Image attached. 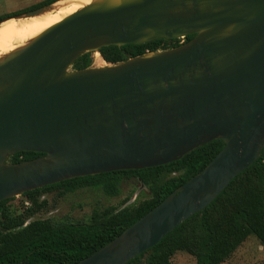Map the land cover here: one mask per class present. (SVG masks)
I'll use <instances>...</instances> for the list:
<instances>
[{"label":"water","instance_id":"95a60500","mask_svg":"<svg viewBox=\"0 0 264 264\" xmlns=\"http://www.w3.org/2000/svg\"><path fill=\"white\" fill-rule=\"evenodd\" d=\"M158 39L179 44L113 63L100 53ZM86 53L90 64L73 68ZM215 139L223 147L204 168L73 264L127 263L259 158L264 0H92L0 58V200L69 178L163 165ZM18 151L42 155L8 161Z\"/></svg>","mask_w":264,"mask_h":264},{"label":"trees","instance_id":"16d2710c","mask_svg":"<svg viewBox=\"0 0 264 264\" xmlns=\"http://www.w3.org/2000/svg\"><path fill=\"white\" fill-rule=\"evenodd\" d=\"M41 0L28 8L0 15V19L46 5ZM194 34L184 38L188 41ZM179 44V39H158L144 44L100 48L103 59L118 62L146 51ZM90 53L78 57L73 68L87 67ZM223 147L220 139L209 141L178 160L142 169H122L65 179L28 190L21 195L20 207L0 200V264H73L107 244L169 193L199 172ZM42 155L18 151L10 162H21ZM138 180L148 196L121 205L96 206L84 221L35 218L45 208V193L59 198L78 189L101 190L116 196L123 181ZM250 235L264 247V147L259 158L238 173L204 209L193 214L162 237L155 245L125 264H171L172 256L183 251L196 264L223 263Z\"/></svg>","mask_w":264,"mask_h":264},{"label":"rangeland","instance_id":"374dc122","mask_svg":"<svg viewBox=\"0 0 264 264\" xmlns=\"http://www.w3.org/2000/svg\"><path fill=\"white\" fill-rule=\"evenodd\" d=\"M41 0H0V15L23 10ZM94 57V54H92ZM94 60V58H93ZM99 60V61H98ZM96 61L102 65L100 58ZM148 189L138 180L123 181L120 192L116 196H107L101 190L82 188L59 198L56 193L43 194L46 206L30 219L52 218L54 220L84 221L91 210L108 205H121V200L128 198L129 204L148 196ZM24 197L20 194L12 197L10 203L20 207ZM171 264H196L194 257L179 251L172 256ZM221 264H264V247L257 238L250 235L223 263Z\"/></svg>","mask_w":264,"mask_h":264},{"label":"bare ground","instance_id":"6f19581e","mask_svg":"<svg viewBox=\"0 0 264 264\" xmlns=\"http://www.w3.org/2000/svg\"><path fill=\"white\" fill-rule=\"evenodd\" d=\"M91 1L59 0L49 9L37 15L26 18H10L2 21L0 23V58L8 52L26 45L46 28ZM98 59L99 57L96 58V61Z\"/></svg>","mask_w":264,"mask_h":264}]
</instances>
